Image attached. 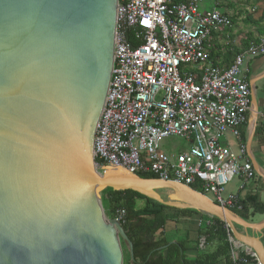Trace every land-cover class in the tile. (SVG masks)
<instances>
[{"label":"water","instance_id":"95a60500","mask_svg":"<svg viewBox=\"0 0 264 264\" xmlns=\"http://www.w3.org/2000/svg\"><path fill=\"white\" fill-rule=\"evenodd\" d=\"M117 0H0V264H122L101 192L132 190L222 221L264 264L251 222L175 181L98 169L95 127L111 82ZM257 109L247 146L255 131Z\"/></svg>","mask_w":264,"mask_h":264},{"label":"built area","instance_id":"2783aa9c","mask_svg":"<svg viewBox=\"0 0 264 264\" xmlns=\"http://www.w3.org/2000/svg\"><path fill=\"white\" fill-rule=\"evenodd\" d=\"M203 1L117 0L111 82L95 127L93 157L101 162L95 161L98 169L110 165L196 184L214 202L241 210L240 196L226 194L225 187L233 178L243 187L256 173L244 144L235 153L221 138L240 139L251 110L242 67L246 57L264 54V37L236 54L229 67L215 66L212 32L231 28L232 21L217 8L219 0L200 11ZM257 119L264 131V112ZM170 136L183 138L188 149L166 151L162 141ZM123 215L118 208L114 219L121 223ZM232 264L261 262L246 249L241 256L232 253Z\"/></svg>","mask_w":264,"mask_h":264},{"label":"trees","instance_id":"16d2710c","mask_svg":"<svg viewBox=\"0 0 264 264\" xmlns=\"http://www.w3.org/2000/svg\"><path fill=\"white\" fill-rule=\"evenodd\" d=\"M254 2L263 4L264 0H254ZM230 18L232 21L231 16ZM245 22L255 29L258 36L254 38L249 33L248 36L241 39V45L232 44V46L229 44L230 53L234 56L256 43L258 38L264 37V10L256 19L247 16ZM230 29H225L221 33L224 34ZM127 37L131 39L132 31H128ZM130 42L132 45L134 44L132 41ZM212 57L213 53L210 51V59ZM255 132L264 139V131L258 124ZM95 161L101 164L98 159ZM137 174L144 178H156L153 174ZM191 188L201 191L196 184L191 185ZM138 199L144 201L142 207H137ZM241 202V210H232L241 218L249 220L251 215L264 214V203L258 201L256 195L248 194ZM101 203L109 211L111 218H114L116 209L124 210L120 225L132 243L134 260L130 261V264H232V253H235V249L229 240L231 234L226 225L215 217H209L210 221L198 229V235L203 238L202 249L195 258L188 259L186 252L190 249V245L187 239L169 242L165 237V210H173L176 215L180 216L200 214L198 211L168 207L132 190L105 189L101 192ZM121 244L125 243L121 240ZM126 252L129 257L127 247ZM243 254V252L237 253L239 256Z\"/></svg>","mask_w":264,"mask_h":264},{"label":"crops","instance_id":"0c3cea01","mask_svg":"<svg viewBox=\"0 0 264 264\" xmlns=\"http://www.w3.org/2000/svg\"><path fill=\"white\" fill-rule=\"evenodd\" d=\"M216 2L217 0H213L211 2V7L207 9L205 8L203 10H209L213 8ZM235 2L236 0H219L217 8L222 9L219 10L233 17L232 11L233 9H235ZM231 34L232 33H229V30L224 34L220 31L212 32L210 51H212L213 57L211 61L215 66L219 68H227L232 63L234 55L230 53L229 44H233L235 46L241 45L242 35L234 39L231 38ZM253 34L255 35V33ZM254 35L253 37L256 38V35ZM242 75L244 80L247 81L251 92V104L255 105L257 113L264 112V54L257 57H246L244 59L242 67ZM257 122L258 119L256 114L254 126L255 129L257 127ZM252 125L253 121L248 115L247 122L242 127L240 139H235L228 134L221 138L222 144L228 146L235 153H237L238 151L239 143H243L245 146V155L251 162L252 167L256 173V177L249 181L243 187H241V182L239 179L233 178L227 183L225 187V193L237 194L242 200L246 197V195L253 194L256 195L258 201L264 203V139L260 134H257L254 131V135L251 138L249 145L247 146L248 137ZM201 214L202 213L192 214L189 216H180L176 215L173 210H171V212L165 210V226L167 222L170 223V237L166 234L164 228L165 237L169 242H176L178 240L187 239L190 245V249L186 252V257L188 259L195 258L202 249L203 238L198 235V229L206 225L210 221V219L209 216ZM260 215L262 216V218L255 222H259L264 218V214ZM251 216L248 221L254 222L252 221ZM261 239L264 244V230L261 234ZM234 248L235 254L240 252L246 253V248Z\"/></svg>","mask_w":264,"mask_h":264},{"label":"rangeland","instance_id":"374dc122","mask_svg":"<svg viewBox=\"0 0 264 264\" xmlns=\"http://www.w3.org/2000/svg\"><path fill=\"white\" fill-rule=\"evenodd\" d=\"M212 1L213 0H204V2H202L201 4L202 6L200 5L199 8L200 11H202L205 8L207 9L211 7ZM234 4H235V9H233L232 11L233 26L229 30V33H232L231 38L236 39L238 36L242 35L241 39H244V37L248 36L249 33L252 34V37L254 35L253 33H255V35L258 36L255 29L249 23L245 22V18L247 16H252L255 19L258 18L261 12L264 10V3L263 4L256 3L254 2V0H236ZM162 146L166 151H172L175 153L186 151L188 149V144L184 141V139L177 136H170L166 138L165 140L162 141ZM143 204L144 201L141 199H138L136 201L137 207H142ZM168 211L171 212V210ZM261 218L262 216L260 214H255L251 216V219L254 222L260 220ZM108 219H112L110 217L109 211H108ZM169 224H170L169 222L166 223L165 232L170 237ZM121 248L123 253L122 264H130L128 254L126 252V245L121 244Z\"/></svg>","mask_w":264,"mask_h":264},{"label":"snow or ice","instance_id":"6c2138e0","mask_svg":"<svg viewBox=\"0 0 264 264\" xmlns=\"http://www.w3.org/2000/svg\"><path fill=\"white\" fill-rule=\"evenodd\" d=\"M145 24H148L149 22L147 20L144 21Z\"/></svg>","mask_w":264,"mask_h":264},{"label":"bare ground","instance_id":"6f19581e","mask_svg":"<svg viewBox=\"0 0 264 264\" xmlns=\"http://www.w3.org/2000/svg\"><path fill=\"white\" fill-rule=\"evenodd\" d=\"M262 171V170H261Z\"/></svg>","mask_w":264,"mask_h":264}]
</instances>
